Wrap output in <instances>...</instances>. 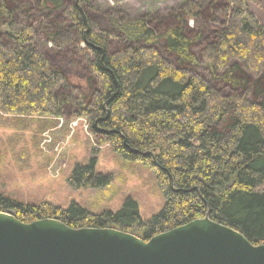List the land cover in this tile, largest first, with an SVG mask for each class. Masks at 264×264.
Segmentation results:
<instances>
[{
	"label": "trees",
	"instance_id": "trees-1",
	"mask_svg": "<svg viewBox=\"0 0 264 264\" xmlns=\"http://www.w3.org/2000/svg\"><path fill=\"white\" fill-rule=\"evenodd\" d=\"M250 2L185 0L137 17L111 8L102 26L91 0H0L1 111L60 118L69 109L88 121L95 152L107 143L141 162L164 198L147 220L130 197L95 213L0 194V211L143 240L208 213L264 244V24ZM111 181L94 157L68 176L74 188Z\"/></svg>",
	"mask_w": 264,
	"mask_h": 264
},
{
	"label": "rangeland",
	"instance_id": "rangeland-1",
	"mask_svg": "<svg viewBox=\"0 0 264 264\" xmlns=\"http://www.w3.org/2000/svg\"><path fill=\"white\" fill-rule=\"evenodd\" d=\"M183 1L91 0V4L104 26L103 16L111 8L137 17ZM248 5L264 24V0ZM94 146L88 121L70 115L69 109L60 118L4 114L0 109V194L23 203H51L63 209L75 202L95 213L116 211L130 197L136 200L142 219L161 211L163 194L150 168L139 161H125L107 143L96 152ZM93 157L96 171L111 176L110 185L103 189L71 186L68 176L75 164Z\"/></svg>",
	"mask_w": 264,
	"mask_h": 264
},
{
	"label": "water",
	"instance_id": "water-1",
	"mask_svg": "<svg viewBox=\"0 0 264 264\" xmlns=\"http://www.w3.org/2000/svg\"><path fill=\"white\" fill-rule=\"evenodd\" d=\"M0 264H264V244L208 213L143 240L115 228H72L56 218L27 223L0 211Z\"/></svg>",
	"mask_w": 264,
	"mask_h": 264
}]
</instances>
